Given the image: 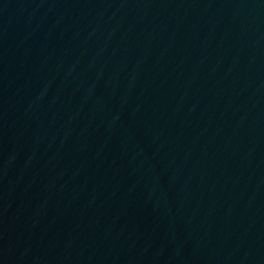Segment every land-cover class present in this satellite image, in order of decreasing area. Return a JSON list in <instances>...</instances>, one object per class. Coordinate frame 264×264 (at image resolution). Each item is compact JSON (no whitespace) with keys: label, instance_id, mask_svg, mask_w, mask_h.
I'll return each instance as SVG.
<instances>
[{"label":"water","instance_id":"obj_1","mask_svg":"<svg viewBox=\"0 0 264 264\" xmlns=\"http://www.w3.org/2000/svg\"><path fill=\"white\" fill-rule=\"evenodd\" d=\"M0 264H264V0H0Z\"/></svg>","mask_w":264,"mask_h":264}]
</instances>
